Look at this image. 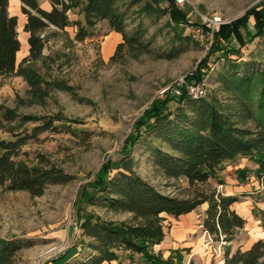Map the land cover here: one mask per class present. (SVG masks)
I'll return each instance as SVG.
<instances>
[{
  "label": "rangeland",
  "instance_id": "rangeland-1",
  "mask_svg": "<svg viewBox=\"0 0 264 264\" xmlns=\"http://www.w3.org/2000/svg\"><path fill=\"white\" fill-rule=\"evenodd\" d=\"M85 3L83 0L68 14L71 26L64 30L50 26L39 33L44 41L39 59L29 60V54L22 50L17 70L0 74V141H15L30 134L37 123L26 121L25 116L69 121L63 123L66 127L48 131L21 146L14 162L38 168L51 164L75 178L68 185L49 186L41 196L10 191L8 184L0 186V241L22 247L12 264H48L78 244L81 232L75 215L84 186L102 175V167L110 161L118 168L124 143L137 120L154 101L163 99L165 90L197 68L212 43V34L195 25L176 28L167 12L149 14L143 10L149 5L155 9L158 3L168 9L166 0H122L118 9L126 14L127 31L132 33L137 28L145 33L141 46L126 44L119 48L122 35L113 31L108 21L91 17V23L86 22ZM183 8L191 22L209 27V20L215 18L227 24L243 18L251 9H264V0H187ZM249 28L253 34L257 31L254 19ZM19 30L22 31L20 27ZM231 42L239 46L235 40ZM174 50L180 54L169 57ZM216 57L200 82H207L206 100L217 98L226 109L231 102L222 85V74H242L245 68L254 66L264 70V36L250 41L229 60L217 61ZM7 112L15 116L13 121L4 119ZM246 121L239 126L255 135L254 122ZM53 124L61 126L62 122ZM152 148L169 152L156 135H147L132 151L134 168L161 193L180 199L234 196L239 202L233 209L246 221L229 243L204 231L209 203L178 219L163 215L167 240L156 252L165 260L172 255L174 264H224L228 249L232 254L246 251L256 241L264 240V229L257 217L258 211L264 209L263 182L255 177L252 161L238 157L224 162L215 179L191 186L186 179L166 178L154 165ZM243 169L251 170L247 177L239 175ZM84 205L82 201L80 206ZM86 207L107 220L131 219L129 215L108 214L99 206ZM176 254L182 256L181 261ZM140 259L135 255L134 264H147L137 261Z\"/></svg>",
  "mask_w": 264,
  "mask_h": 264
},
{
  "label": "trees",
  "instance_id": "trees-1",
  "mask_svg": "<svg viewBox=\"0 0 264 264\" xmlns=\"http://www.w3.org/2000/svg\"><path fill=\"white\" fill-rule=\"evenodd\" d=\"M47 1L51 5L50 10L43 9L38 0H21V10L27 18L24 31L30 34L29 60H37L43 53L44 41L39 33L50 26L60 30L71 26L68 14L83 2ZM121 1L86 0L83 6L85 20L91 23V17H97L108 21L111 29L122 35L123 43L119 48L126 44L141 46L145 32L137 28L132 33L127 31L126 14L118 9ZM154 1L158 3V0ZM166 1L169 3L168 9L161 8L158 3L155 9L149 5L143 10L149 14L167 12L171 24L176 28L195 25L206 34H212L208 55L198 64L194 74L187 77L188 82H200L213 57L219 55L217 61L229 60L233 53L239 54L250 41L264 36V9H251L243 18L221 24L213 31L206 25L200 27V24L191 22L184 6L177 5L175 0ZM251 19H254L257 27L254 34L249 28ZM175 37L183 40L179 33H175ZM231 40H235L239 46H234ZM21 48L18 18L10 15L9 0H0V74L17 70ZM177 54L180 51L174 50L169 57H176ZM221 78L231 102L226 109L217 98L197 101L189 97L185 90L179 97L166 92L162 100L152 103L126 139L118 168H114L110 161L102 167V175L96 177L92 184L84 186L75 215L81 232L80 241L48 264H125V260L127 264H134L135 255L149 264H174L175 257L171 255L165 260L155 249L166 236L163 215L178 219L194 212L204 203H209L203 222L204 231L217 240L223 238V241L230 243L235 239L237 232L246 224L245 219L233 209L239 202L237 197L196 195L193 199H180L165 195L137 174L132 157V151L147 135H156L161 143L169 147V152L152 148L154 165L166 178L186 179L191 186L215 179L224 162L238 157L248 158L256 166L255 177L263 182L264 204V70L256 66L248 67L242 74L229 72L222 74ZM4 119L13 121L15 116L7 112ZM24 119L37 123L30 134L19 136L15 141H0V186L8 184L10 191H26L41 196L49 186L72 183L75 178L57 166L46 164L38 168L20 166L14 162L21 146L48 131L56 132L66 127L63 124L66 120L60 117L34 120L25 116ZM246 120L254 122L255 135L239 126ZM54 121L62 122V125L53 126ZM250 171L239 170V175L247 177ZM82 201L84 206H80ZM86 205L99 206L114 216L129 215L131 219L107 220ZM257 217L264 229V209L258 211ZM21 249L20 245L0 241V264H12ZM70 253H78V256H70ZM176 257L181 261L182 256L176 254ZM224 264H264V240L256 241L246 251L237 250L232 254L228 249Z\"/></svg>",
  "mask_w": 264,
  "mask_h": 264
},
{
  "label": "built area",
  "instance_id": "built-area-1",
  "mask_svg": "<svg viewBox=\"0 0 264 264\" xmlns=\"http://www.w3.org/2000/svg\"><path fill=\"white\" fill-rule=\"evenodd\" d=\"M187 0H175L176 4L179 6H184ZM209 27L214 31L216 27L221 25V22L219 21V18H215L214 20H209ZM196 71L193 70L189 74L181 77L178 79L174 84H172L167 90L163 92L165 94L166 92H170L173 96H181L183 90H185L189 97H191L194 100H203L207 99L208 97V90H207V82L204 80L202 82H188L187 77L194 74Z\"/></svg>",
  "mask_w": 264,
  "mask_h": 264
},
{
  "label": "crops",
  "instance_id": "crops-1",
  "mask_svg": "<svg viewBox=\"0 0 264 264\" xmlns=\"http://www.w3.org/2000/svg\"><path fill=\"white\" fill-rule=\"evenodd\" d=\"M38 1H39L40 5L43 9H45V10L51 9V5L47 0H38ZM21 7H22L21 0H9V13L11 16H16L18 18V34H19V39H20L21 44H22L21 51L23 50L27 54H29L30 45H29L28 41H29L30 34L24 31L25 25L27 23V18L22 13ZM19 27L22 31L19 30ZM21 51L18 54H20ZM190 214H192V213H190ZM190 214H188V215H190ZM165 240H167L166 236H165ZM164 243L165 242H163L160 246L156 247L155 249H157V248L161 249L163 247ZM78 250H77V252H78ZM71 255L76 257V256H78V253H74V254L70 253V256ZM137 261L138 262H146L147 264H149L143 258H141L140 260H137ZM137 264H139V263H137ZM143 264H145V263H143Z\"/></svg>",
  "mask_w": 264,
  "mask_h": 264
}]
</instances>
